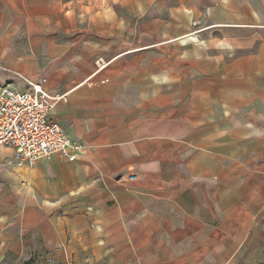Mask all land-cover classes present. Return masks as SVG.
<instances>
[{"label": "crops", "instance_id": "crops-1", "mask_svg": "<svg viewBox=\"0 0 264 264\" xmlns=\"http://www.w3.org/2000/svg\"><path fill=\"white\" fill-rule=\"evenodd\" d=\"M46 10L0 0V87L24 90L44 79L46 91L64 96L53 116L82 152L72 162L51 157L27 167L0 146V264H90V175L126 169L157 197L186 192L198 210L207 208L202 217L180 205V224L165 219L177 229L164 249L151 231L156 246L144 253L153 264H207L208 253L224 264L244 242L263 258L264 0L232 1L230 20L218 14L204 28L229 26L240 31L231 37L237 43L217 42L221 54L207 55L210 45L193 42L184 52L197 54L174 78L162 74L167 62L157 55L144 61L153 43L128 49L120 32L110 38L114 29L103 27L97 47L75 46L47 30ZM83 187L88 197L78 202Z\"/></svg>", "mask_w": 264, "mask_h": 264}, {"label": "rangeland", "instance_id": "rangeland-1", "mask_svg": "<svg viewBox=\"0 0 264 264\" xmlns=\"http://www.w3.org/2000/svg\"><path fill=\"white\" fill-rule=\"evenodd\" d=\"M232 1L238 4L242 0H30L32 7L37 4L47 7V30L69 44L97 47L99 39L104 37L100 34L103 27L114 29L115 33L109 35L110 38H118L117 33L120 32L122 36L119 38L126 40L128 49L134 43H153V48L143 50L144 61L157 55L161 64L167 62L162 67V74L172 78L183 74L185 58L192 57V53L197 54L194 49L187 51V54L184 52V48L194 45L193 42L201 41L202 48L210 45V51L206 47L207 55L221 54V44L237 43L231 37L240 31H231L233 28L226 26L220 31L210 30L209 33V29L204 28L216 21L218 14L219 19L230 20L226 11ZM186 35L194 36L196 41L181 44L179 41L187 38ZM88 39L91 41L87 43ZM222 55L224 60L231 57L226 50ZM132 173L137 172L126 169L107 176L105 174L104 177L99 173L90 175V264H153L150 253H144L155 248L152 230L155 231L154 236L165 241L158 244L161 250L168 245L170 229H177L176 225L170 228L163 226L164 220L170 219L180 224L182 205L200 213L202 217L208 214L205 204H201V210H198L192 195L186 192L157 197L145 187L149 185L142 183L138 173V178L130 180ZM85 190V187L79 190L78 202L86 201L88 196ZM151 219H158L160 226L150 227ZM138 220H143V225ZM191 229L195 240L200 234L199 228ZM240 246L238 257L224 264L264 262V257L254 256L253 251H248L254 244L244 242ZM208 255L211 257L205 259L207 264H219L214 255Z\"/></svg>", "mask_w": 264, "mask_h": 264}, {"label": "built area", "instance_id": "built-area-1", "mask_svg": "<svg viewBox=\"0 0 264 264\" xmlns=\"http://www.w3.org/2000/svg\"><path fill=\"white\" fill-rule=\"evenodd\" d=\"M43 81L24 90L0 87V146L13 150L11 162L18 166L33 167L51 157L72 162L82 152L81 143L53 116L54 105L64 96L46 91ZM135 178L132 173L129 179Z\"/></svg>", "mask_w": 264, "mask_h": 264}]
</instances>
